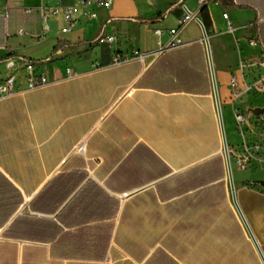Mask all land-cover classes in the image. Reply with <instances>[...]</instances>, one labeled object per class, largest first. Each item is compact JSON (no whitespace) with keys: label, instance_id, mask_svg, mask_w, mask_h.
Wrapping results in <instances>:
<instances>
[{"label":"crops","instance_id":"1","mask_svg":"<svg viewBox=\"0 0 264 264\" xmlns=\"http://www.w3.org/2000/svg\"><path fill=\"white\" fill-rule=\"evenodd\" d=\"M86 1L0 0V79L14 56L50 80L0 97V264H264V168L230 154L237 110L264 112L230 102L242 64L264 76V0H207L211 62L198 0H113L92 20ZM59 2L78 7L72 33L44 32L38 8ZM176 28L184 45L163 51Z\"/></svg>","mask_w":264,"mask_h":264},{"label":"built area","instance_id":"2","mask_svg":"<svg viewBox=\"0 0 264 264\" xmlns=\"http://www.w3.org/2000/svg\"><path fill=\"white\" fill-rule=\"evenodd\" d=\"M48 1V0H42ZM134 1V0H132ZM156 1V0H152ZM180 3L182 0H178ZM201 5L206 4L207 0H198ZM113 0H99L97 2L86 1L83 4L85 8L83 16L87 20L97 18V12L100 9L109 10L112 6ZM41 19L44 23V32H48L50 27L48 23L52 19L62 18L65 22V27L62 28L63 34L74 32L79 17L77 16L78 7L64 6L60 2L56 6L42 5L38 8ZM27 13H31V9L26 10ZM0 16L5 19H9L11 16V10L9 8H0ZM226 20L229 19L228 14H224ZM193 17L187 14L181 20V27L185 26ZM229 29L233 30L231 23L229 22ZM180 28L171 29L170 34L172 41L169 46L162 50L178 48L184 45L182 39L179 37ZM156 35L161 36L164 32L162 30H156ZM19 35H24L25 32L20 30ZM99 43L114 44L116 42V36L105 35L104 33L96 40ZM252 47H259V42L256 40L250 41ZM60 53V52H59ZM147 53H141L135 51L132 57H123L120 54L115 55L113 65L117 66L124 62H128L132 59H139L142 62L145 61ZM1 63L6 66L9 72L8 76L4 79H0V97H9L17 93V86L25 84L28 90H35L37 88L45 87L50 84L49 78L39 71V62L33 60H25L14 56L6 57ZM247 65L242 64L240 66L239 75H233L230 81L231 94L230 102L235 104L241 101L245 97L253 99L264 98V76H258L251 80H247L244 74V70ZM258 67L264 69V57L258 63ZM68 74L72 73V69L67 70ZM75 75V74H74ZM256 117V118H254ZM236 129L242 138L241 146H238L236 150L230 153L235 161V164L241 171H247L254 163H259L264 168V118L263 114H256L253 116H247L240 109L235 114ZM79 151L83 150V146H79Z\"/></svg>","mask_w":264,"mask_h":264},{"label":"water","instance_id":"3","mask_svg":"<svg viewBox=\"0 0 264 264\" xmlns=\"http://www.w3.org/2000/svg\"><path fill=\"white\" fill-rule=\"evenodd\" d=\"M198 22H199V24L201 25V27L203 29V35H204V39H205L207 47H208L209 58H210V62H211V51H210V46H209V38H208L206 29H205L204 25L202 24V22L200 20H198ZM213 81H214V85H215L214 76H213ZM215 96H216V102H217L219 118H220V122H221V129H222L223 141H224V150H225V155H226L228 168H229V177H230V181H231V185H232V172H231V166H230V160H229L228 145H227V141H226L225 129H224V126H223V120H222V116H221L220 101H219V96H218V93H217V90H216V85H215ZM261 113H263V112H261ZM257 114H260V113H257ZM258 251L260 252V250H258ZM260 254H261V252H260ZM263 262H264V259H263Z\"/></svg>","mask_w":264,"mask_h":264},{"label":"trees","instance_id":"4","mask_svg":"<svg viewBox=\"0 0 264 264\" xmlns=\"http://www.w3.org/2000/svg\"><path fill=\"white\" fill-rule=\"evenodd\" d=\"M200 15H201V19L203 22V25L207 31V33L210 32L211 28H212V22H211V18L208 12V8L207 5L204 4L202 5L201 11H200ZM22 203V197L20 192L18 191V189L16 190V207L18 209V207L21 205Z\"/></svg>","mask_w":264,"mask_h":264},{"label":"rangeland","instance_id":"5","mask_svg":"<svg viewBox=\"0 0 264 264\" xmlns=\"http://www.w3.org/2000/svg\"><path fill=\"white\" fill-rule=\"evenodd\" d=\"M259 48H260L261 51H262V44H261V41L259 42ZM256 106L261 107V108H264V98L260 99L259 102H257ZM262 112H263V111H262ZM260 114H263V118H264V112H263V113H260ZM255 115H256V114H255ZM254 118H256V117H254ZM232 140L236 142V145H237V146H241V144H242V142H243V141H242V138H241L239 132L236 130V128H235V134L233 135ZM234 164H235V163H234ZM248 170H249V169H248Z\"/></svg>","mask_w":264,"mask_h":264}]
</instances>
